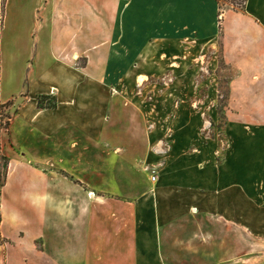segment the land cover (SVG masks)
<instances>
[{"label":"crops","instance_id":"1","mask_svg":"<svg viewBox=\"0 0 264 264\" xmlns=\"http://www.w3.org/2000/svg\"><path fill=\"white\" fill-rule=\"evenodd\" d=\"M168 1L0 0V105H16L8 146L0 132V155L11 159L0 186V236L11 241L9 221L23 220L35 230L26 249H40L38 264L261 262L264 212H256L251 197L242 204L246 186L224 180L228 164L221 173L206 168L214 179L202 176L200 185L176 184L173 175L153 184L127 163L106 165L104 172H114L106 182L117 185L93 184L103 168L96 161L97 132L110 110L101 107L110 99L102 77L141 68L145 34L166 22L177 33L178 14L192 35H223L217 0ZM235 14L229 30L239 42L247 37L263 47L264 58V0H247ZM236 56L261 58L250 47ZM42 96L54 106L40 107ZM64 155L70 158L62 162ZM119 170L131 173L121 182ZM12 184L20 188L10 195Z\"/></svg>","mask_w":264,"mask_h":264},{"label":"rangeland","instance_id":"2","mask_svg":"<svg viewBox=\"0 0 264 264\" xmlns=\"http://www.w3.org/2000/svg\"><path fill=\"white\" fill-rule=\"evenodd\" d=\"M219 6V20L225 14L221 24L223 35L203 39L192 35L186 32L184 20L178 14L177 33H171L166 22L145 34L141 68L129 75L102 77L110 99L101 107L109 106L110 110L103 132H97L96 161L103 168L93 179L96 187L105 190L117 185L106 182L104 176L114 174L108 171L111 168L104 172L106 165L127 163L134 167L131 172L144 174L145 180L153 184L173 175L176 184L187 180L200 185L202 176L209 181L214 179V173H207L206 168L221 173L228 164L230 171L224 180L240 179L248 193L242 204H248L251 197L256 212H264L263 47L249 45L247 37L239 42V36L229 30L232 16L244 10V0H221ZM162 17L168 19V11L162 12ZM249 47L256 48L261 58L256 62L236 59V52ZM53 102L45 100L44 104ZM15 109L16 105H0V132L5 134V146L9 117ZM65 158L70 157L64 155L62 162ZM10 162L9 155H0V186L5 183ZM127 172L131 173L119 170L118 181L122 182ZM83 174L89 180L88 173ZM153 176L158 177L157 181ZM19 188L16 184L8 187L10 195ZM257 221L261 232L262 222ZM9 223L14 225L10 230L13 239L3 240L0 236V264H38L40 249H26L31 246L35 230L26 228L23 220ZM15 225L19 232H13ZM36 240L39 247L42 241ZM259 242V264H264V241L259 238Z\"/></svg>","mask_w":264,"mask_h":264},{"label":"trees","instance_id":"3","mask_svg":"<svg viewBox=\"0 0 264 264\" xmlns=\"http://www.w3.org/2000/svg\"><path fill=\"white\" fill-rule=\"evenodd\" d=\"M220 1H221V0H218L219 3H220ZM244 1H245V4H246V1H247V0H244ZM44 97H45V96H42V97L39 98L38 105H39L40 107H43V105H44V100H43ZM49 105H50V106H54L53 103H52V104H49Z\"/></svg>","mask_w":264,"mask_h":264},{"label":"built area","instance_id":"4","mask_svg":"<svg viewBox=\"0 0 264 264\" xmlns=\"http://www.w3.org/2000/svg\"><path fill=\"white\" fill-rule=\"evenodd\" d=\"M156 178H157L156 176H153V180H156Z\"/></svg>","mask_w":264,"mask_h":264}]
</instances>
